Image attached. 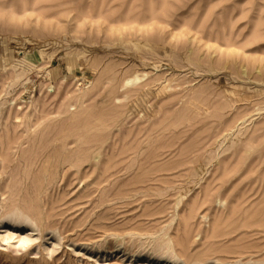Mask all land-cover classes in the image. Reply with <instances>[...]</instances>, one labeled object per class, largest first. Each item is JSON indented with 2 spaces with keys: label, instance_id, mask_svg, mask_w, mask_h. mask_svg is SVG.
<instances>
[{
  "label": "rangeland",
  "instance_id": "rangeland-1",
  "mask_svg": "<svg viewBox=\"0 0 264 264\" xmlns=\"http://www.w3.org/2000/svg\"><path fill=\"white\" fill-rule=\"evenodd\" d=\"M0 223V264H264V0H0Z\"/></svg>",
  "mask_w": 264,
  "mask_h": 264
},
{
  "label": "bare ground",
  "instance_id": "bare-ground-1",
  "mask_svg": "<svg viewBox=\"0 0 264 264\" xmlns=\"http://www.w3.org/2000/svg\"><path fill=\"white\" fill-rule=\"evenodd\" d=\"M125 42V41H124ZM140 42V41H139ZM145 43V42H144ZM135 45H136V47L138 46L136 43H134ZM140 45H142V44H140ZM144 46H145V44H144ZM146 46H147V44H146ZM166 48V47H165ZM41 52V51H40ZM43 54V53H42ZM43 56H44V54H43ZM69 56V55H68ZM70 57V56H69ZM43 59H44V57H43ZM73 59V58H72ZM20 60H22V59H20ZM71 60V59H70ZM26 61H27V59H26ZM22 62V61H21ZM20 63V62H19ZM23 63V62H22ZM24 64H25V61H24ZM17 72V71H16ZM22 74V73H21ZM141 76V77H140ZM136 75L133 79H129L128 80V82H135V81H138L140 78H142V75ZM59 80V79H58ZM139 82V81H138ZM137 82V83H138ZM133 84V83H132ZM135 84V83H134ZM14 204H12L11 205V207L13 206ZM16 205V204H15ZM22 205V204H21ZM22 207H24V206H15L11 211H9V210H7V212L4 214V216H5V223H8L9 225V227H13V226H11V225H16V226H22V225H26V226H32L33 224H34V218L33 217H35V215H32L31 216V214H33V213H28L27 212V210L24 208H22ZM9 209V208H8ZM30 209V208H29ZM33 209H35V208H33ZM5 211V210H4ZM33 211V210H32ZM35 214V213H34ZM44 218V217H43ZM36 219V218H35ZM39 220V219H38ZM39 223V222H38ZM41 224V223H40ZM39 224V225H40ZM0 225H1V223H0ZM15 226V227H16ZM3 228H4V226H2ZM5 227L7 228V226H6V224H5ZM25 227V226H24ZM36 227V226H35ZM35 227L33 228L34 230H35ZM3 228H1V229H3ZM30 229H32V228H30ZM29 229V230H30ZM38 229V228H37ZM41 229V228H40ZM53 230V229H52ZM32 231V230H31ZM42 231V230H41ZM53 232H55V231H53ZM58 232V231H57ZM27 238H29V237H27ZM156 238L157 237H155L154 238V240L156 241ZM153 239V238H152ZM163 239V240H162ZM30 240V239H29ZM160 240H162V242H160L159 244H155V245H153L152 246V249H153V251L151 250V252H157V251H159L160 252V250H162L164 247H163V243H164V237L163 238H161ZM159 240V241H160ZM169 240H171L170 238H169ZM26 241V240H25ZM28 241V240H27ZM152 241V240H151ZM155 241H154V243H155ZM158 241V240H157ZM169 242V241H168ZM151 243V242H150ZM153 243V244H154ZM167 244V243H166ZM173 244V243H172ZM123 245V244H122ZM151 245V244H150ZM100 246V245H99ZM164 246H165V243H164ZM117 247V246H116ZM151 247V246H150ZM98 248V247H97ZM150 249V248H149ZM172 246H170V245H168L167 244V246H166V249H165V253L167 254V257H168V259L169 258H173V257H175L176 259H177V257L176 256H174V255H172ZM158 252V253H159ZM164 252V251H163ZM174 252V251H173ZM165 254V255H166ZM153 255V254H152ZM160 256V255H159ZM166 257V256H165ZM180 257V256H179ZM181 259V258H180ZM256 261V260H255ZM243 262V261H242ZM241 261L240 262H236V264H258V263H256V262H252V261H250V262H246V263H242ZM262 263H263V261H262ZM260 264V263H259Z\"/></svg>",
  "mask_w": 264,
  "mask_h": 264
}]
</instances>
